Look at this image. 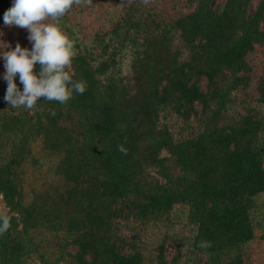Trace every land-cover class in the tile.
I'll return each instance as SVG.
<instances>
[{
  "label": "trees",
  "instance_id": "1",
  "mask_svg": "<svg viewBox=\"0 0 264 264\" xmlns=\"http://www.w3.org/2000/svg\"><path fill=\"white\" fill-rule=\"evenodd\" d=\"M12 3L0 45L31 49ZM58 24L83 95L11 108L0 59V264H252L264 0H92Z\"/></svg>",
  "mask_w": 264,
  "mask_h": 264
},
{
  "label": "clouds",
  "instance_id": "2",
  "mask_svg": "<svg viewBox=\"0 0 264 264\" xmlns=\"http://www.w3.org/2000/svg\"><path fill=\"white\" fill-rule=\"evenodd\" d=\"M149 2L141 0L142 4ZM91 3L92 0H13L4 13V24L27 30L32 47L25 48L19 43L15 48L7 43L0 45V59L5 68L3 79L7 82L4 100L11 108L31 112L41 98L44 102L66 105L74 94L85 93L86 81L74 79L75 73L68 71L75 56V45L58 22L74 5L90 6ZM49 20L52 22H46ZM17 76L22 89L16 83ZM119 150L126 154L123 146ZM10 226L9 217L0 215V235ZM210 246V242H200L202 248Z\"/></svg>",
  "mask_w": 264,
  "mask_h": 264
},
{
  "label": "rangeland",
  "instance_id": "3",
  "mask_svg": "<svg viewBox=\"0 0 264 264\" xmlns=\"http://www.w3.org/2000/svg\"><path fill=\"white\" fill-rule=\"evenodd\" d=\"M218 0H215L217 2ZM221 1V0H219ZM75 17V14H73ZM257 57H262L264 54V48H259L257 51ZM254 60V59H253ZM262 201L264 202V197H262ZM1 212H5V210H1ZM252 252H253V263L252 264H264V238H257L252 244ZM168 254H171V249H168ZM28 264H37L35 260H29Z\"/></svg>",
  "mask_w": 264,
  "mask_h": 264
},
{
  "label": "water",
  "instance_id": "4",
  "mask_svg": "<svg viewBox=\"0 0 264 264\" xmlns=\"http://www.w3.org/2000/svg\"><path fill=\"white\" fill-rule=\"evenodd\" d=\"M1 210H5L3 206H0V212H1Z\"/></svg>",
  "mask_w": 264,
  "mask_h": 264
}]
</instances>
